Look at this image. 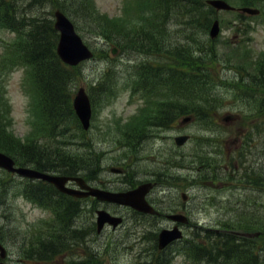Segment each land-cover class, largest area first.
<instances>
[{
	"label": "rangeland",
	"instance_id": "1",
	"mask_svg": "<svg viewBox=\"0 0 264 264\" xmlns=\"http://www.w3.org/2000/svg\"><path fill=\"white\" fill-rule=\"evenodd\" d=\"M92 1L97 7L98 11L103 14L120 15L122 13V7L124 3L123 0ZM149 3H151V0H149ZM151 6L152 5H150L149 7ZM220 15L222 17H231V15L233 14L221 12ZM176 21L179 22V20ZM176 26H178V24H176ZM163 28L166 29L165 27ZM229 28L231 27L222 26V32L218 37V42L215 44V49L218 52L219 57L215 60L214 63L215 65H217L218 69L220 66H222V63V69L227 72L226 75L233 76L231 71L232 68L225 67V60H228V62L231 61V57L229 56L232 48H234L232 46L238 44V40L240 39V37H235L234 32L232 30V33L228 34ZM101 29L105 33H109L107 32V30L103 29V27ZM169 31H171L173 35H175L176 33V45H178L180 41H184L186 43L188 41H192L194 43H199L202 46L209 45V42L205 39L206 37H208L207 33H203L199 29H196L194 27L179 26ZM193 31H195V33L193 34V36H191V33ZM84 33L85 34L82 33L83 36L93 46H102L101 41H96L94 32L84 31ZM13 35L14 33L0 31V36L2 38H5L6 40L12 39ZM251 36L252 40L250 42V46L254 50V52H257L258 50L264 48V26L262 24H259V26H257L256 29L252 31ZM3 49L4 47L0 40V55L2 54ZM118 55L119 56H117L116 59L112 62L116 65V68L118 70H121L122 73L125 74V68L132 67L138 57L135 53H127L122 50L118 52ZM250 56L251 57L249 58V61L254 62L255 55L251 54ZM106 64L107 62L104 60H94L92 62H86L84 65L81 66L83 77L93 78L98 76ZM243 64L244 67H246L247 64L245 61H243ZM246 69L251 75L256 73L255 69L252 67H246ZM23 74L24 72L22 70L11 72L9 75L5 76L4 86L6 104L12 108V113L10 115L11 120L10 122L7 121V123L8 125L9 123L11 124L12 130L18 136H24L25 134H28L30 132V124L28 122V106L30 102V97L26 93L24 85L22 84ZM108 86H114V83L110 82L108 83ZM108 90V93L114 92L113 88L108 87ZM214 94L217 98L221 100V103L216 118L218 123H220L216 128L218 135L214 136L213 138L215 140H220L221 142L226 141V148L232 149L234 144L237 145L235 139L239 137L242 131V126H246L249 120L242 118L239 114V106L238 104H234V90L232 87L226 86L220 88L219 86L215 89ZM129 95L130 89H125L124 84H119V87L117 89V96L111 101L108 99V103L101 108L100 112H98V116L95 118L96 127L100 124H102V127H104L106 121H108V117L114 115L115 113L130 115L136 112L137 105L135 103H128ZM226 114L236 115V118H231L226 121ZM199 121L192 120L191 122L190 131L194 135V139L192 143L186 148L187 151H192L194 155H202L205 154L208 149H213V141H207L204 139V135H206L208 131L204 129L201 124H199ZM38 133L39 132L37 131V134ZM95 133L96 129L91 134L94 135L93 137L95 141L99 142L98 144L100 145L98 146V148L108 150V144L104 143V140L108 142V137L105 138L103 137V135H95ZM169 142V136L166 133H161L159 136H156L149 141V143L154 144V146L160 144L166 145ZM257 148L258 147L254 149L256 150ZM219 149L220 147H218V150ZM178 169H182L183 171L181 172L183 176H187L188 178V180L185 181L182 180V176V184L189 183L191 181L190 175H192L193 172L191 171L192 168H189L187 170L182 164L181 167H178L175 170ZM218 176V179L213 181H211V176H205L201 180H196L197 182L203 183L204 185H200L201 188H188L187 193L188 195H191V198L188 197L186 202H183L180 196L182 192L186 191V189L180 188L179 192H176L174 188H166L164 190V192H169L170 190L175 191L177 199L174 200V202L176 206L181 210L186 211L185 213L189 215L191 222L189 224L187 223L184 225V232L186 234L192 230L193 227L191 225L194 223V221H196L197 224H204L208 226V224L210 223H217L219 218L222 219L228 214L227 212H224L219 216L218 209L215 206H212L215 204V202L213 203L211 200L205 197L209 193L212 195L215 194L216 196H226L230 193L231 190H228L230 188L227 186L229 184L222 182L223 180L221 179L220 175ZM157 192L160 193V189L157 190ZM184 203L187 204L186 207L183 206ZM259 208L261 209V215L264 216V207L259 206ZM2 209L4 213H6V217H0V225L4 227L1 228L0 231L5 232L9 228L12 230H19L17 237H7L9 245L12 246L15 252L20 250V246L23 250L26 245V241H29L30 243L38 238V236L28 237L30 235L28 233V230L32 232L33 226L36 225L38 221L45 219L47 212H45L44 209L42 210V208L37 206H35L34 208L32 202L26 200L22 196L9 198L7 200V204L3 206ZM165 221L166 219L160 218L157 221V227L155 230H157L160 226L165 225L161 224ZM145 225L146 228L145 226L144 228L133 227L132 229L128 227V231H126L124 228L121 230L106 229L101 234L98 233V235H95V239H93L94 243H91L89 246L88 244L84 243L83 248L86 251H88V247L92 249L95 246L104 248L106 243L105 240L108 237V245H111V251L108 253V264H112L113 262L116 264H135L133 262L136 260L138 256L137 254L148 247V241H145L143 239V235L145 234L147 229L152 226L147 222H145ZM125 240L126 244H124ZM60 258L61 255H56L52 260V263H56V261H58ZM137 264H142V262L138 261ZM175 264H187V261L184 258L182 259V257H177V259L175 260Z\"/></svg>",
	"mask_w": 264,
	"mask_h": 264
},
{
	"label": "trees",
	"instance_id": "2",
	"mask_svg": "<svg viewBox=\"0 0 264 264\" xmlns=\"http://www.w3.org/2000/svg\"><path fill=\"white\" fill-rule=\"evenodd\" d=\"M168 0H166L167 2ZM184 1V2H183ZM171 0L172 4L175 5L176 7H185L186 11L188 14H190L194 20L200 22L203 24L204 27H208L210 25L211 20L216 16L215 9L205 3L204 0ZM73 7V3H70L68 5V8L71 9ZM172 7V6H171ZM30 25L32 27L31 30V46L33 47V52H34V60L32 61L35 69H36V79L38 84H42L41 87L44 90V94L46 97H50V99L53 100V102L56 105H64L65 106V111H68L67 108V97L69 96L68 93H66V85L71 83L72 75L70 72V69L67 68L65 65H62L59 62V58L56 54L55 51V40L54 36H56V32L50 27L49 23L37 16H34L29 20ZM187 63V62H186ZM211 66V65H209ZM250 67L254 68V66L251 64ZM263 68H261L262 70ZM244 72L247 71L245 68L243 70ZM262 78H264V70L262 71ZM216 76L209 72L208 73V83L211 84L212 82L215 81ZM204 80V78L202 79ZM0 148L2 150H5L6 152L12 154V149H16L19 151H25L28 153L31 149V146L28 145H23L20 142L12 141L11 139L7 138L6 136L0 134ZM40 148V147H39ZM33 149L32 152V159L38 163H40L41 159L40 157L43 156L44 152L39 150L38 148ZM52 154V152H51ZM39 157V158H38ZM69 156L64 157V167H72L74 165L75 158ZM46 158V157H45ZM36 159V160H35ZM54 160H59V158H54ZM29 162V161H27ZM80 167L82 169L85 168H91L95 169L96 164L94 162V158L88 157L87 162L85 163L82 159H80V162H78ZM67 171V169H64ZM239 181H242L239 179ZM264 183V181H263ZM247 205V203H246ZM245 208V207H244ZM63 213V212H62ZM64 214V213H63ZM66 217V215L64 214ZM238 228H243V229H251L252 227L255 228H262L263 225L257 224L254 221V216L250 214H241L239 221H238ZM264 229V228H263ZM211 230H207V237H210V232ZM214 235H216V232H213ZM228 234V233H227ZM225 234V236H227ZM196 236H200L199 234H195ZM218 239L224 238V234H217ZM231 236L229 238V241H235L236 238H234L231 234H228ZM196 240V238H194ZM195 240H192L189 242V249L192 247L193 248V255L197 257L196 260L201 263V260L204 261L207 258L202 254L204 252V247L203 245H198L195 243ZM223 243V242H222ZM218 244L217 246H214V248L210 249V251H223L221 253V256L223 259L222 264H264V262L260 261L259 256L257 255H250L248 258L244 257V250L240 248V254L234 252L233 254L231 253L233 250V246L231 244ZM195 245V246H194ZM157 245H153L152 249H157ZM235 250H237V247H234ZM158 250V249H157ZM252 247L247 246V251H251ZM209 251V252H210ZM241 256V257H240ZM144 259H147L148 264H167V259L168 255H164L163 253L158 251H155L154 253H150L149 255L143 254L142 256ZM154 258H159V260H154ZM240 258V259H239ZM210 261V258L207 259Z\"/></svg>",
	"mask_w": 264,
	"mask_h": 264
},
{
	"label": "water",
	"instance_id": "3",
	"mask_svg": "<svg viewBox=\"0 0 264 264\" xmlns=\"http://www.w3.org/2000/svg\"><path fill=\"white\" fill-rule=\"evenodd\" d=\"M212 3H214L215 5H217L218 7H229V5L221 0H214L211 1ZM253 11V10H251ZM59 17V21H58V27L62 30L63 34L61 37V41L59 44V51L61 53V55L69 62L72 63H76L79 60L83 59L84 57L89 56V53H79L78 52V48L79 46H82L80 40L78 39V37L74 34L73 32V27L71 25V23L69 21H67L65 19V17H63L62 15H58ZM214 28L212 29L211 33L212 35H216L218 32V22L216 21L214 24ZM75 42V44H73L72 42ZM71 45V46H70ZM77 107L79 110V114L80 117L82 118L84 125L87 126L89 123V117H90V105H89V100L86 96V94L84 93L83 90H81L80 94L78 95L77 99ZM0 165H4L7 168L11 169L12 168V161L7 158V156H5L4 154L0 153ZM18 171L24 175H29V176H43L46 177L48 179H51V177H47L45 175H41L39 173L33 172L31 170L28 169H18ZM55 179V178H54ZM60 180L62 183L64 182V180L62 178H57L55 179L56 182H58L57 180ZM108 198V197H105ZM110 200H116V201H124L127 203H132L134 205H136V201L133 200L132 196L127 194L125 198H120V197H115L113 196L112 198H110ZM141 206H145V210L146 209H150L144 201H141L140 204L138 205V207L141 208ZM108 219L106 213H101L99 216V226L101 227L102 224ZM178 231L176 230H167L164 229L161 234H160V247H164L167 243H169L171 240H173L175 237H177Z\"/></svg>",
	"mask_w": 264,
	"mask_h": 264
},
{
	"label": "flooded vegetation",
	"instance_id": "4",
	"mask_svg": "<svg viewBox=\"0 0 264 264\" xmlns=\"http://www.w3.org/2000/svg\"><path fill=\"white\" fill-rule=\"evenodd\" d=\"M113 182V178H111V177H108V180H107V183H108V189H111L112 187H111V185H110V183H112ZM73 183H75V182H73ZM72 183V184H73Z\"/></svg>",
	"mask_w": 264,
	"mask_h": 264
},
{
	"label": "bare ground",
	"instance_id": "5",
	"mask_svg": "<svg viewBox=\"0 0 264 264\" xmlns=\"http://www.w3.org/2000/svg\"><path fill=\"white\" fill-rule=\"evenodd\" d=\"M195 246V245H194Z\"/></svg>",
	"mask_w": 264,
	"mask_h": 264
}]
</instances>
